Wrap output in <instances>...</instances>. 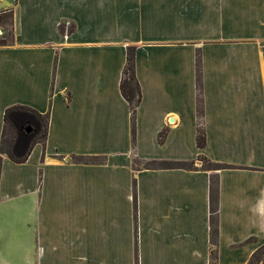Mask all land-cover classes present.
Listing matches in <instances>:
<instances>
[{
  "label": "crops",
  "instance_id": "0c3cea01",
  "mask_svg": "<svg viewBox=\"0 0 264 264\" xmlns=\"http://www.w3.org/2000/svg\"><path fill=\"white\" fill-rule=\"evenodd\" d=\"M1 10L15 39L0 45V146L12 105L50 122L26 162L0 152V264H211L213 248L217 264H248L264 245V0H4ZM131 45L135 135L120 88Z\"/></svg>",
  "mask_w": 264,
  "mask_h": 264
},
{
  "label": "trees",
  "instance_id": "16d2710c",
  "mask_svg": "<svg viewBox=\"0 0 264 264\" xmlns=\"http://www.w3.org/2000/svg\"><path fill=\"white\" fill-rule=\"evenodd\" d=\"M8 14L12 17L10 11H3L0 13ZM61 32L71 33L75 29V25L67 27L66 23L60 24ZM14 33L9 32L8 37L2 36L0 45H11L14 43ZM197 80L199 90L202 88V71H201V56L198 54L197 58ZM121 92L129 103L133 135L136 134V120L138 108L142 102V89L136 72V46L128 47L127 62L123 71L121 79ZM70 99V97H69ZM202 102V98H200ZM199 114H203L202 104L199 107ZM50 114L41 113L37 109L28 105H12L5 110L4 114V128L2 132L0 152L7 154L11 160L16 163H24L28 160L34 146L37 143H45L49 133ZM168 129H164L159 134V141L163 143L167 137ZM197 144L200 148L207 145V136L204 128L201 126L198 130ZM207 159L201 157V159ZM208 160V159H207ZM209 161V160H208ZM210 166H203L209 169L213 166L221 168L222 164H214L209 161ZM147 167L155 168H187L193 169L195 165L193 162H173V161H151L146 164ZM2 160L0 156V175H1ZM219 240V186L218 180L214 179L211 189V242L213 247L217 246ZM264 245L254 254L256 255L263 251ZM211 264H217V250H212ZM253 259L248 264H253ZM259 261V260H258Z\"/></svg>",
  "mask_w": 264,
  "mask_h": 264
},
{
  "label": "rangeland",
  "instance_id": "374dc122",
  "mask_svg": "<svg viewBox=\"0 0 264 264\" xmlns=\"http://www.w3.org/2000/svg\"><path fill=\"white\" fill-rule=\"evenodd\" d=\"M3 10L0 11L2 13ZM0 26L3 28L4 33L0 35V39L2 36L8 37L9 32L15 33L13 27V19L8 16V14H2L0 18ZM210 162L207 159H201L199 165L201 166H210ZM259 260V261H258ZM253 264H264V249L263 251L259 252L256 257L253 259Z\"/></svg>",
  "mask_w": 264,
  "mask_h": 264
},
{
  "label": "built area",
  "instance_id": "2783aa9c",
  "mask_svg": "<svg viewBox=\"0 0 264 264\" xmlns=\"http://www.w3.org/2000/svg\"><path fill=\"white\" fill-rule=\"evenodd\" d=\"M2 1H4V0H0V2H2ZM3 34V30H2V28L0 27V35H2Z\"/></svg>",
  "mask_w": 264,
  "mask_h": 264
}]
</instances>
